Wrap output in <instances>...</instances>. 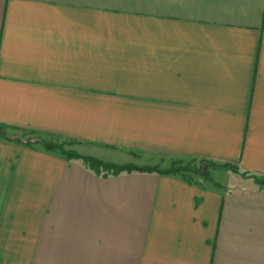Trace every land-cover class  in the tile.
<instances>
[{
	"label": "crops",
	"instance_id": "1",
	"mask_svg": "<svg viewBox=\"0 0 264 264\" xmlns=\"http://www.w3.org/2000/svg\"><path fill=\"white\" fill-rule=\"evenodd\" d=\"M0 123L264 176V0H0ZM214 169L104 176L0 137V264H264V185Z\"/></svg>",
	"mask_w": 264,
	"mask_h": 264
},
{
	"label": "trees",
	"instance_id": "2",
	"mask_svg": "<svg viewBox=\"0 0 264 264\" xmlns=\"http://www.w3.org/2000/svg\"><path fill=\"white\" fill-rule=\"evenodd\" d=\"M7 126L0 123V137L6 138L8 140L17 141L28 147H34L35 145L42 146L46 151L57 152L64 155L68 160H75L82 162L86 167L93 170L98 175H119L125 172H157L161 174L168 175H180L183 179L188 182H193L194 179L190 175L195 172L196 174L202 175L200 170H194L192 166L193 163H199L202 165L205 163L209 168H228L235 173L254 179L256 182L264 185V177L262 175L253 174L242 170L239 166L231 163H219L207 159H190L184 163V159H175L173 163L166 168H162L159 165H137L134 163L119 164L109 161L101 160L97 157L84 155L76 151L75 149H68L66 145H75L78 141L74 139H66L62 137H45L35 131H25L24 135H10L7 131ZM192 163V164H191ZM209 168L203 175L205 178H210ZM189 172V173H187Z\"/></svg>",
	"mask_w": 264,
	"mask_h": 264
},
{
	"label": "rangeland",
	"instance_id": "3",
	"mask_svg": "<svg viewBox=\"0 0 264 264\" xmlns=\"http://www.w3.org/2000/svg\"><path fill=\"white\" fill-rule=\"evenodd\" d=\"M10 134V133H9ZM12 134V133H11ZM10 134V135H11ZM14 134H16V135H24L25 133L22 131V132H19V134L18 133H14ZM66 147L68 148V149H75L76 151H78L79 153H81L80 151H81V147L78 145V144H75V145H70V144H68V145H66ZM82 154V153H81ZM128 154V156L126 157V156H124L123 154H122V156L121 157H119V158H116L117 160H125V158H127V160L128 161H130V162H126V163H134V164H137V165H153V166H157V165H159L160 167H162V168H166V167H169L172 163H173V161L174 160H168V159H164V158H160V157H152V156H150V155H145V154H140V153H136V152H128L127 153ZM84 155H86V154H84ZM91 156V155H90ZM105 156V155H104ZM107 156V155H106ZM191 159H196V158H191ZM201 159H205V158H201ZM185 161H184V163H186L187 161H189L190 159H184ZM207 160H210V159H207ZM212 161H214V160H212ZM217 162V161H216ZM220 163V162H219ZM122 164H125V163H122ZM192 164V163H191ZM192 166L195 168L194 170H200V172H201V174L202 175H199V174H196L195 172H190V173H192L191 175H190V177L192 176L193 177V179H194V181L193 182H191V183H195V181H196V179H198V178H201V177H203V178H205L203 175L206 173V170L209 168V166L208 165H206V167L204 168L205 169V171H204V173L202 172V170H203V167H202V165H200L199 163H193L192 164ZM247 172H250V171H247ZM125 173H127V172H125ZM187 173H189V172H187ZM250 173H252V172H250ZM209 174H210V176H211V178H213V177H215V176H218L219 174L216 172V170L214 169V168H210L209 169ZM253 174H257V173H253ZM239 175V174H238ZM258 175V174H257ZM178 176H180V175H178ZM239 176H241V175H239ZM263 176V175H262ZM181 177V176H180ZM241 177H243V176H241ZM264 177V176H263ZM243 178H246V179H249V180H252V181H254L255 183H257V184H260V183H258V182H256L254 179H252V178H249V177H243ZM185 180V179H184ZM190 183V182H189ZM260 185H262V184H260Z\"/></svg>",
	"mask_w": 264,
	"mask_h": 264
},
{
	"label": "water",
	"instance_id": "4",
	"mask_svg": "<svg viewBox=\"0 0 264 264\" xmlns=\"http://www.w3.org/2000/svg\"><path fill=\"white\" fill-rule=\"evenodd\" d=\"M202 167H203V170H202V172L204 173V171H205V169H204V168L206 167V164H205V163H203V164H202Z\"/></svg>",
	"mask_w": 264,
	"mask_h": 264
}]
</instances>
